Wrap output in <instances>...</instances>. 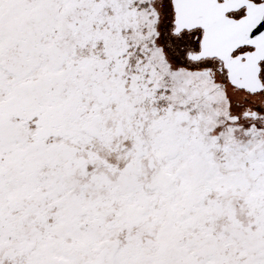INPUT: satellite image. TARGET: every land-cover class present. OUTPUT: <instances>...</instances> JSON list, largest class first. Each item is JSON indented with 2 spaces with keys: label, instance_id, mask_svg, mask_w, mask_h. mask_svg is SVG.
<instances>
[{
  "label": "snow or ice",
  "instance_id": "obj_1",
  "mask_svg": "<svg viewBox=\"0 0 264 264\" xmlns=\"http://www.w3.org/2000/svg\"><path fill=\"white\" fill-rule=\"evenodd\" d=\"M0 264H264V0H0Z\"/></svg>",
  "mask_w": 264,
  "mask_h": 264
}]
</instances>
